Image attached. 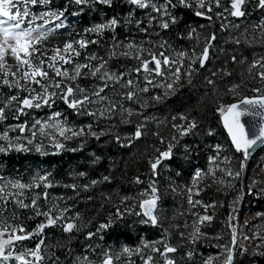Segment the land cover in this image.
<instances>
[{
    "label": "trees",
    "instance_id": "trees-1",
    "mask_svg": "<svg viewBox=\"0 0 264 264\" xmlns=\"http://www.w3.org/2000/svg\"><path fill=\"white\" fill-rule=\"evenodd\" d=\"M69 0H51L50 3L55 8L61 11L68 12L70 17H74L73 13L66 10V2ZM256 1V0H254ZM39 3V0H38ZM37 3V4H38ZM177 3V2H176ZM178 4V3H177ZM97 8H101L100 10ZM179 12L177 17V23L163 32L164 35L157 36L156 29L152 30L149 26H145L144 23H140L139 26L134 23V15L130 13L136 12V16L143 15L142 9H138L136 6L128 3V0H112L111 6L98 3L97 0H91L89 6L86 8V14L82 18L76 17L71 21L70 27L66 30L62 29L58 33L44 39L39 47L42 53L56 48L62 49L68 40L87 41V46L80 49V55L74 59L67 58V65L69 70L74 69V65L79 63L80 65L88 64L92 66L95 59L91 60L90 57H97L99 61L106 60L109 63H114L118 68H122L127 64L130 66V70H134L140 67V60L134 58L132 55H122L118 48L121 44H127L129 35L137 34L140 29L147 27L148 31L142 34L140 37L148 40L144 45L159 44L161 37L167 39V41L175 40L179 44H187V48L191 49L195 44L205 46L206 38L215 34V40L212 41V47L209 49V60L203 68L197 65L198 71L194 72L192 78L180 85L174 93L168 95L158 105H152L147 107V111L155 112L156 115L161 119V123L153 117L152 123L147 124L145 135L141 139L135 140L130 147H124L122 144L128 143V137L131 136L135 130L137 123L140 122L138 115L131 116L128 123L122 121V118L126 116L118 115V100H128L125 97V93L129 91L128 88L122 87L123 82L114 84L113 81L107 82L108 87L105 88L103 97H107L104 100H112L114 110L117 114L112 117L103 118L100 122L102 127L99 129L101 132L100 139L97 140L91 135H82L73 139L67 140L63 149L54 150L53 153L49 152L50 147L46 146L48 139L42 140L41 143H35V145L41 146L40 151H36V146H32V150L27 151H10L9 153L0 152V165H3V172L9 175L12 180L20 179L21 183L29 184L33 183L34 178L32 177L34 171L41 169L40 174L42 176H48V182L51 183V187H45L41 184L39 188L33 187L31 189H24L25 195H21L18 189L12 188L11 183L16 181L5 180L3 172L0 171V185H3L8 192V196H2L0 199V226L4 222L10 227L8 230L11 232V228L23 227L29 233H35L37 226L46 222L47 217L43 215H36V210L28 207L22 208L16 203L17 200H22L25 204H30L31 201L36 197L34 192L39 191L40 200H37L38 209L40 212H48L51 210L53 216H58L62 210L68 209V212H64V220L59 221L56 226L45 227L43 233L39 235H33L31 239L24 240L22 242H15L16 244L22 243L26 247H36V245L43 239L44 243L41 245V254L44 259L39 264H80V260H84L88 257L95 260V255L98 249L103 248L107 242V238H111L114 234L122 235L129 231L131 225L136 222L132 219V215L119 207V203H123L125 197L130 195L139 196L134 189H137L138 185L135 183V179H147L150 176L159 177L158 170L156 175H153L150 168V160L155 159L159 155L157 149L162 152L165 151L169 143H173L172 132L170 123L180 124L183 121L179 118L173 119L176 115L184 114L189 118L197 121L198 127L193 130L194 134H190L191 139L186 141L189 149L200 150L202 143L205 140H210L209 137L210 128H214L213 131L220 132L223 136L224 133L227 135L222 125V115L219 111L220 106H227L230 103L224 98L225 90L232 84H243L246 87V95L251 96L247 93L254 94V88L250 86L252 82L251 75L248 72V66L251 60L243 61V58L248 56L249 49L242 43H236L237 40H223L225 38L223 30L220 28L219 22L214 18L209 21L204 17H198L195 15V9L185 8L181 5L176 7ZM254 12L255 8H251ZM111 18H117L119 21L115 31L106 29L101 33L89 31L97 24L106 23ZM198 28L201 34L198 36L200 39L187 38L190 35V30ZM133 31V32H132ZM196 36V34H195ZM69 37H73L69 39ZM154 40H159L155 42ZM96 41V43H92ZM223 44V46H221ZM152 45V46H153ZM151 46V47H152ZM217 46V48H215ZM202 48V49H203ZM203 51V50H202ZM112 53H115L112 55ZM84 56H88L87 59ZM236 57V62H233L232 57ZM102 58V59H101ZM33 64H38L39 59L32 55L31 57ZM241 61H243L241 63ZM44 69L45 65H44ZM224 69H227L228 75L224 73ZM220 70V71H219ZM88 69L83 68V72L87 73ZM116 72H124L118 69ZM134 74L140 75L144 73L141 71ZM216 73V75H214ZM151 75L150 73H146ZM9 75L4 76V69H0V107H3L8 103L9 97L15 95L18 100H22L29 96L30 93L27 91V86L19 85L14 87L15 80L10 82L11 86L5 85L3 80ZM98 78V77H97ZM211 79L215 83L210 85L207 81ZM44 81V80H43ZM92 81L84 79L83 76L79 77L75 81V84L61 83L63 85H71L74 88L79 85L85 92L83 95L90 96L95 91L88 87V83ZM105 83H99L97 86L103 87ZM35 86V83L33 84ZM37 86V84H36ZM250 86V88H249ZM58 95L55 97V102L62 105L69 113L68 118L70 120L76 118L79 115L74 113L79 112H94L97 104L87 103L78 112L70 108L63 99L60 98L59 93L61 89L52 87ZM136 89V86L133 90ZM34 93V92H32ZM31 93V94H32ZM81 94L77 93V97ZM94 96V95H92ZM134 100V98L132 99ZM54 101V100H53ZM35 103V101H34ZM232 103V102H231ZM43 104V103H41ZM89 104L91 108L89 110ZM46 106L47 104H43ZM22 105L18 101L11 102L10 107H5L6 119L0 120V135L4 132L8 133L10 141L16 143L15 137L20 136L25 138V135L31 134V127L35 125L36 136L35 140L39 141L40 133L38 124L34 123V120L39 116H34L31 112V108H26L24 114H19L17 109ZM94 109V110H93ZM133 112L137 110L141 111L143 108L135 107ZM34 111V110H33ZM96 111V110H95ZM144 112V110H142ZM96 113V112H94ZM83 114H80V116ZM92 117L90 122L95 123L97 120V113L95 116L87 115ZM18 117V118H17ZM89 120L88 117H86ZM84 122L83 119L80 118ZM78 122V121H77ZM84 125V123H82ZM18 125H26V130L21 133ZM85 128V127H84ZM15 129V130H13ZM87 129V128H86ZM212 131V129H211ZM224 132V133H223ZM103 133V134H102ZM212 133V134H214ZM27 135V136H28ZM116 136L121 138V143H118L115 139ZM204 139V141H197V138ZM228 137V135H227ZM228 140L230 141L229 137ZM163 141V142H162ZM171 141V142H170ZM0 143H8L7 141L0 140ZM231 143V141H230ZM231 147L233 152L236 154L240 164L244 165L247 160L244 159L241 152H237L232 143ZM172 159L175 160V153H178V149L172 151ZM36 156L32 161H28L29 157ZM179 158V154L176 155ZM99 157V160H96ZM30 162H34L36 168ZM175 169V165H172ZM241 167V166H240ZM243 168V167H241ZM80 173L85 175L81 176ZM108 176L109 181H104L103 177ZM28 179V181H26ZM98 181L97 184L92 185V181ZM145 182L143 185H146ZM71 185H76L73 189ZM87 185V189H85ZM142 185V186H143ZM140 186L138 189H140ZM41 190H49L59 202L49 203V198L45 199ZM218 192V194H222ZM216 193V195H218ZM37 199V198H36ZM127 202V201H126ZM139 205V200L137 201ZM116 206L112 207L111 206ZM117 209V210H116ZM122 209V210H120ZM142 210V209H141ZM216 210L221 217V223L226 220H230V212L227 208V200L223 198L217 203ZM124 212L125 215L122 219H117V212ZM77 215V216H75ZM70 218L77 225V228L72 232L63 231V223L65 220ZM169 218L165 217V220ZM68 220V219H67ZM105 222L112 224L107 229H101L99 232V226ZM169 221H165L168 224ZM169 228L168 225L166 226ZM231 231L233 230L232 227ZM93 232L97 235L88 238V233ZM21 234V233H17ZM7 239L6 237H4ZM91 250L92 246H96ZM98 248V249H97ZM18 249H15V253ZM85 254V256H84ZM79 257V259H77ZM82 258V259H81ZM95 262V261H93Z\"/></svg>",
    "mask_w": 264,
    "mask_h": 264
},
{
    "label": "rangeland",
    "instance_id": "rangeland-1",
    "mask_svg": "<svg viewBox=\"0 0 264 264\" xmlns=\"http://www.w3.org/2000/svg\"><path fill=\"white\" fill-rule=\"evenodd\" d=\"M153 2L156 3L159 7L161 5H166L167 0H153ZM176 2L178 3V0H173V3ZM22 4L27 7H33L31 3L25 4L24 1H22ZM255 4L256 1L251 0V2L246 5V15L244 17H234L229 15V13L225 11V8L230 7V0H221V7L216 8L215 6H213V12L208 13V15L213 14L214 18L219 22L220 27H222L225 35V38H223V40H239L240 43L246 45L249 48L247 49L249 51V54L248 56L243 58V61L251 60V63L255 60H259L261 57H264V28L258 27V25H261V23L264 22V9L255 7ZM38 5L39 6L33 8V11L27 8L28 12H31V14L33 13L32 23H34L36 26L33 25L31 27H27L26 29L36 28L38 32H46L48 35V33H50L51 31L45 28L46 25L43 24V21H47V24H51L53 23V21L48 19L49 15H47V13H54L55 15H59L62 11L55 8V6L51 4H43L39 2ZM177 6H179V4H177ZM17 8L18 7L13 8V12H15ZM251 8H255V11L253 12ZM192 9H195L196 11H205L204 9H197L195 5ZM167 10L169 13H171V15L179 17L175 12L176 7L173 8L169 6ZM220 12L223 13L222 16L217 15V13ZM151 17H156V19L149 23ZM53 18H55V16H52V19ZM73 18L74 17L68 18L63 13V16H61L59 19V22H62L61 24H63V29L69 28L71 19ZM164 19H168V17L163 16L162 13H156L152 11L151 8L146 9V11L144 12V25L151 28V33H153V30L155 31L156 29L158 37L159 35H164L163 32L165 31V29H162L160 27V23ZM134 23L137 24V22ZM55 28H58L57 25L55 26ZM60 30H58V32ZM144 33V31L140 30L137 34L129 35L128 39L131 40L128 41L127 44H121L118 48V51H120V53L129 52V55L136 56V48H127V45L129 43H132L145 50L142 53V59H150V57L148 56L149 51L155 52L157 56L161 51H163L165 55H169L175 58L174 54L181 51L191 55L193 51L199 54L203 50V46L198 45V43L195 44L193 48L188 49L187 44H179L175 40L167 41L164 36L161 37L158 45L152 44V46L148 45V43L144 45L148 41L140 37ZM199 35L200 32L198 31V29L194 30L192 28L190 30V35L187 36V38H195L196 41H198L200 39V37H198ZM72 38L73 37H69V39ZM45 39H47V36ZM154 41L158 42L159 40ZM68 42L73 43V48L75 49V51H78L80 55L81 48L75 43V41L68 40ZM164 42H166L165 48H160L159 45ZM221 46H223V44ZM63 48L61 50H63ZM215 48H217V46H215ZM55 54V49L49 50L45 53H32V55H35L39 60L43 59L46 61V69L43 68V70L48 73V76L51 79L44 81L41 80V82L50 85L48 88V91L50 93L55 92L52 87L57 82H63V84H75V81L79 79V77L74 80L69 79L68 77H58L56 76L53 69L47 67L48 58L52 57ZM60 54L64 55L66 59H74L77 56L72 50H69L68 53H64L63 51H61ZM84 58L87 59L88 56H84ZM103 61L106 60L103 59L102 62ZM102 62L98 59H95L93 65L90 66V68H95ZM79 63L74 65V69ZM55 65L57 68H60L61 71L67 70L70 76L74 75V69L70 71L67 63L60 60L59 58H57V60L55 61ZM197 65L198 62L193 65V68L196 69ZM188 66L189 60L187 58H184L183 67L181 68V79L174 84L173 89L167 90V96L174 93L181 84L188 82L192 78L195 71L192 72V75L190 77L184 75V72L188 69ZM90 68H87L88 71L86 74L85 72H83L82 68L81 76H83L84 79L92 81L91 83H88V87L91 89H95L96 91L99 89V86L97 85L99 83H105V81L100 79L101 73H97L95 76H93ZM105 68L109 73H115L117 75L120 74V72H116L118 69L123 70L124 72L122 73H126L127 75H125L120 82L125 83L127 79H132L135 82L136 97H134V100L120 101L121 99H119V108L117 110L118 115L124 116L126 113L124 110L131 109V116H136V114L138 115L140 122L137 124L145 122V117L149 118L147 124L152 123L151 118L153 117V115H151V113L155 114V112L147 111V107L152 105L156 106L160 102H162L163 99L157 101L156 99H154V96L158 94L162 95L164 90L159 87L152 88L151 86H149V91L145 93L139 91V89L145 87V76H147L149 79H153L154 82L157 83L160 82L161 77L154 76L153 74L148 75L146 73L136 75L133 72L134 70H130V66L128 64L126 66H123L122 69L118 68L113 62H107ZM3 69L4 72H7L8 75L11 76L9 77V82L16 79V81L19 82V85L27 86V89L29 90L34 89L35 91L34 93H32V95H35L36 93L42 91L39 85L36 86L35 84V86H33L34 83L26 81L22 78L23 72L29 70L28 66H21L10 53L5 57ZM255 72L256 70H254L253 73L250 74V79L252 80L250 86L254 89H261V92H255L254 94L247 93L249 95L264 94V81H261L255 75ZM12 73H15V76H13ZM224 73H227V69H224ZM37 78L40 79L39 77ZM15 82L13 88L17 87ZM236 85H239V87L234 88V86ZM246 89L247 88L244 87L243 84H232L227 90H225L224 98L229 103L240 100L246 95ZM101 94L100 96L103 97ZM90 97L91 100L94 98V103L97 104V106L95 107L96 111L93 109L94 112H96L98 115L95 123L90 122L93 118L87 116V114H83V112L74 113L76 116H79L70 120L68 118V111L58 102H55L56 100L54 97V102H50V104H47L46 106L41 104V107L39 108H31V112L33 113V115L39 116L34 120V123L37 124V121L41 122L40 124H38L39 129L37 130L40 133V140L36 141L35 137L32 136V132L37 129L32 126L30 135H25V138H22L20 136L14 138L16 143H28V140H32L33 145L36 146L35 143H41L42 140L48 139L51 142L46 143L48 144L46 146L50 147L49 152L51 153H53L54 150H59L54 146L56 141H59L60 143H63L65 146H67L65 142L75 137L64 139L63 137L59 136L55 128H47L45 129L44 133L40 132L42 124H44L45 122L55 123L56 120L61 121L63 125L73 128L74 130H79L82 127L87 128L88 125H91V130L93 132H96L97 135H101L99 129L102 127V123L100 121L105 117H114L117 114V111L114 110L115 108L113 109L114 103L112 102V100H104L92 95H90ZM145 101L146 107H141V105L144 104ZM91 103L94 104L93 101ZM135 107L143 108L142 110H144V112L142 110L133 112L135 109L132 108ZM90 109L92 108L89 104V110ZM109 109L112 110L109 111ZM57 112L61 113V115L59 117H54V114ZM101 112H103L104 115H100ZM80 114L83 115L80 116ZM180 115L181 114L176 115L175 118H179ZM86 117H88L89 120H87ZM80 118L83 119L84 122L80 120ZM154 118H156L158 122L161 123V119L158 115L155 114ZM129 119L130 117L126 113V116L122 118V121H129ZM189 119L191 120L192 118ZM82 123H84V125ZM184 123L186 122L183 121L180 124ZM172 128L178 134L175 139H173L172 143L173 145H175L172 151L176 148L178 149V153H175L174 156L175 160H172V162L169 160H165L162 162V164L157 169L159 177L150 176L146 180L139 178L142 183H137L138 187L137 189H134L136 193L139 194V196L134 197L133 195H130L128 197L129 199L123 201V203L121 204L119 203L118 205L119 207H122L124 211H126V209H130L128 213L132 215V219L136 222V224L133 223L129 231H126L125 234L119 236L117 234H114L111 238H107V242L103 246V248H97L98 251L95 255V260H80V264H102L104 254L106 252L113 256L114 264H144L145 258L149 255L153 257L152 264H165L164 258L160 255V253L153 252L151 250V247L145 248V244L160 248L161 251H163V247L165 244L175 247L177 251L175 253L168 254L169 258L175 261V264H204L205 260H207L209 257L218 258V260L214 261V264H223V262L227 259L228 250H232V264H264V147L253 160L246 161L243 165V168H241V164L237 159L236 154L233 152L231 143L224 132L223 136L220 132L214 133L213 127L210 128V130L212 129L211 132L214 133L209 136L212 137V139L205 140L206 142L202 143V148L195 151L189 149L188 144H186V141L190 140L191 136H181L177 129H175L173 126ZM66 135L70 136V133H66ZM52 136L56 137V141L51 138ZM197 141H204V139L198 137ZM216 145L221 146L219 152H217L216 150ZM177 154H179V158H177ZM217 155L219 158L216 159L214 164L211 163L210 158ZM31 164L33 165L31 167L34 168H36V166H39L38 164L35 165L34 162H32ZM173 164L176 167L175 169L172 166ZM210 168H215L214 174L209 172ZM228 170H231L233 173L240 172L241 174L239 177H236L235 175L228 176ZM0 171L3 172V167L1 165ZM197 171L207 173V175L203 176L194 184V177ZM40 172L41 169L34 171L32 177L34 178L35 175H37V177L42 176ZM5 179L6 181H8L10 178L9 176H7ZM153 181H155V187L158 189L157 194L160 197L156 209L159 223L156 226L141 223L142 220L147 218L143 215L136 214L137 212L142 213V210L137 204V201L139 200L140 203L141 200L147 199L151 195L149 185ZM145 182H147V184L143 185ZM140 186L142 187L138 189ZM189 188L192 189L191 198L193 203H195L196 201L200 202L195 204V206L189 203ZM223 190L225 191L222 194H218L217 191L222 192ZM41 191L43 192V195L44 193H47L49 203L52 204L55 202H59V200L55 198V196H53V194H51L49 190ZM141 193H147V195H141ZM216 193L218 195H216ZM39 195L40 192L38 191L36 195L38 201L40 200ZM223 198L227 200V208L230 212V220H226L221 223V217L216 210V206L217 203L220 202V200H222ZM206 205L209 207L206 208ZM112 207L116 206L112 205L111 208ZM66 210L67 211L65 212H68V209ZM204 215L211 216V221H206L204 224L197 225L198 217H202ZM168 216L169 218L165 220V217ZM165 221H169L168 224H165ZM101 224H105V222H102ZM167 225L171 227L170 230L168 227H166ZM197 226H199L202 235H200L199 238L193 243L191 240V235L193 234L194 229ZM230 227L235 228L236 230L235 243H233V232L231 231ZM5 237L7 238V235H5ZM94 247H97V245L91 247L92 252ZM124 248L132 250V254L124 253ZM137 249H139L140 251L137 252ZM188 252H192L193 255L189 257L187 255ZM117 256H119V259H116ZM4 263H6V261L0 260V264Z\"/></svg>",
    "mask_w": 264,
    "mask_h": 264
},
{
    "label": "snow or ice",
    "instance_id": "snow-or-ice-1",
    "mask_svg": "<svg viewBox=\"0 0 264 264\" xmlns=\"http://www.w3.org/2000/svg\"><path fill=\"white\" fill-rule=\"evenodd\" d=\"M20 2V0H0V69L4 68V61L6 55L9 53L17 60V62L21 65H27L28 69L27 71L23 72V79L26 81H30L32 83H35L40 86L42 89L41 92L36 93L35 95H32L31 93L34 92V89H26L29 91L30 95L25 97L22 100H18V97L13 95L9 97V101L7 104H5L3 107H0V120L6 119L5 116V107H10L11 102L18 101L21 107L17 109V112L19 114H24V110L26 108H39L41 107V103L43 104H50V102H54L53 98L58 95L56 92H49V84H44L41 82V80H50L51 78L48 76V73L43 70L44 65L46 63L45 60L41 59L39 60L38 64H33L32 62V53L33 52H39L40 49L37 47V45H40L41 42L46 38L47 33L46 32H38L36 28L31 29H24L22 28L23 19L29 15V12L27 9L23 13H21L19 10L13 12V8L16 7V5ZM25 4L31 3L32 5H36L38 0H24ZM40 3L48 4L51 2V0H39ZM74 2L77 5H86L91 2V0H74ZM98 3L105 4L111 6L112 0H97ZM251 0H230V7L225 8V11L229 13V15L234 17H244L246 15V5L250 3ZM128 3L131 5L136 6L139 9H149L151 8L152 11L156 13H162L163 16L168 17V19L162 20L160 23V27L162 29L167 30L170 25L176 24L177 17L171 15V13L168 12V7L171 6L173 8L177 7L176 3H173V0H167L166 5L157 6L156 3L153 2V0H128ZM178 4L185 7V8H193L195 7L197 9H204L205 11L197 10L195 11V15L198 17H204L211 21L212 16L208 15V13L213 12V6L216 8L221 7V0H178ZM255 7H258L260 9H264V0H256ZM49 16H55L56 19H60L61 16H63V12H61L59 15H55L54 13H47ZM218 16H222L223 13H217ZM156 17H151L149 20V23H151L153 20H155ZM47 23V21H46ZM140 23H143V21H137V25L139 26ZM119 21L117 18H111L106 23H101L95 25L93 28L89 29V31L101 33L106 29L115 31L116 26H118ZM63 25H57V27H62ZM258 27L264 28V22L261 23V25H258ZM141 31L147 32L148 28H142ZM215 40V34L209 36L206 38V44L203 48V51L199 54H197L195 51L192 52L191 55H189L186 52H178L175 53V58L169 55H165L163 51L157 54L155 52L149 51L148 56L150 59H142V53L145 51L142 48H139L138 46L129 43L127 45L128 49H137V55L134 57L138 60H140V67H137L134 69L135 72L140 73L143 71L144 73H150L154 76L161 77L160 82H154L153 79H149L147 76H145V87L139 89L141 92L147 93L149 91V86L152 88H161L163 89V94H158L154 96V99L157 101H160L167 97V90L173 89L174 84L178 82L181 79V68L183 67V60L184 58H187L189 60V66L188 69L184 72L185 76H191L193 71H198V69L193 68V65H195L197 62L199 63V67L203 68L207 61L209 60V49L212 47V41ZM240 41L237 40L236 43H239ZM80 48H85L87 46V41L79 40L75 42ZM92 43H96V41H92ZM166 42L161 43L159 45L160 48H165ZM31 50V51H30ZM69 50H72L75 55H79L78 51H75L73 48L72 42H66L64 45L63 50L60 48L55 49V55L48 58L47 67L50 69H53L55 71L56 76L58 77H68L69 79H76L77 77L81 76V70L82 68H90L89 65H76L74 69V75H69L67 70L61 71L60 68H57L55 65V61L57 58L64 61L65 63L68 62V59L64 55H61V51L64 53H68ZM23 54V58H22ZM115 53H112L114 55ZM122 55L128 56L129 52H123ZM91 59H97V57L93 56ZM102 59V58H101ZM233 62H236V57H232ZM243 61H241L242 63ZM107 61H103L99 66L95 68H90V71H92V75L95 76L97 73H101L100 79L105 81V84L103 87H100L98 90L94 91L92 95L99 97L100 99H107V97H101L100 94L104 92L105 88L108 87L107 81L111 80L114 82V84H118L126 73H120L119 75L115 73H109L107 69L105 68ZM103 69V72H102ZM256 70L255 75L261 80L264 81V57H261L259 60L253 61L249 67L248 72L249 74H252L253 71ZM170 73V74H169ZM228 75H231V73H226ZM8 73L4 72V76L7 77ZM13 76H15V73H12ZM216 75V73H214ZM39 77L40 79H38ZM3 83L5 85L11 86L9 80L5 78L3 80ZM16 86L19 87V82L16 81ZM208 84L212 85L215 82L211 79L207 81ZM56 88L61 89V92L59 93V96L61 99L65 101V103L72 109L77 110L78 112L80 109L84 107L85 104L91 103V97L88 95H83L85 90L83 88H80L79 85H77L75 88L71 85H61L60 82L55 83L54 85ZM122 87H126L129 89L124 95L128 100H132L134 97H136V91L133 90L135 87V82L132 79H127L125 83L122 85ZM239 87V85L234 86V88ZM254 92L260 93L261 89H253ZM77 93H80L81 95L77 97ZM35 101V103H34ZM242 105H247L250 107L243 108ZM141 107H146V101L144 104L141 105ZM114 108V106H113ZM112 109H109L111 111ZM129 117L132 115L131 109H125L124 110ZM219 111L223 118L224 127L227 129L229 136L231 137V142L235 146V149L237 152H241L243 154V157L245 160L248 159L250 152L249 150L252 149L258 142L264 143V124L260 126L259 133L253 137L249 136L248 131L245 129L244 123H242L241 118L245 115L250 116H261L264 118V94L256 95L253 97H245L244 99L240 100L239 103L230 104L227 106H220ZM83 114L95 116L96 113L94 112H86ZM61 113L57 112L54 114V117H59ZM100 115H104L103 112L100 113ZM18 118V117H17ZM149 118L145 117L143 123L136 125L135 132L131 135V137H128V143L122 144L124 147H130L131 144L138 139H141L142 136L145 135V129L147 127V121ZM175 119V117L173 118ZM180 120L185 121L184 124H174L173 127L177 129V131L180 133L181 136H187L189 134H194L193 130L198 127V123L194 119H189L188 116L181 114ZM125 123H128L130 121H124ZM37 124H40V121L36 122ZM19 130L21 133H23L26 130V125H18ZM35 127V125H33ZM47 128H55L58 132L60 137H63L64 139H69L71 137H79L82 135H91L94 136L97 140L100 139V135H97L96 132H93L91 130V125L87 126L86 128H80L79 130H74L73 128L67 127L62 124L61 121L56 120L55 123H47L41 125L40 132L44 133L45 129ZM15 130V129H13ZM66 133H70V136L66 135ZM103 134V133H102ZM209 135H212L211 130H209ZM51 135V134H49ZM32 136H36V132H32ZM54 141H56V137H51ZM116 141L118 143H121V138L119 136L115 137ZM175 139V137H173ZM0 140L7 141V146H0V152H7L9 149L15 148L17 151H26L27 149L23 144H13L8 136L7 132H4L2 135H0ZM33 141L28 140V143L31 144ZM163 142V141H162ZM54 146L57 149H63L65 145L63 143H60L59 141H56ZM175 145L172 143L168 144V147L165 151L159 152V155L155 157V159L150 160V168L152 170L153 175L157 174L158 167L162 164L165 160H171L172 159V149ZM216 150L219 152L220 145H216ZM36 150L40 151V146H36ZM218 155L215 157L210 158L211 163H215L216 159H218ZM99 157H96V160H99ZM243 167V164L241 165ZM209 172L214 174L215 168H210ZM240 172L233 173L231 170L227 171L228 176L235 175L236 177L240 176ZM79 175L83 176L84 173H80ZM207 173H202L201 171H197L195 173L194 177V184L199 181L203 176H206ZM104 181H109L110 178L108 176L103 177ZM92 185H95L98 183V181L93 180ZM135 183H142V181L137 177L135 179ZM41 184H44L45 187H51V183L48 182V176H38L34 178L33 183L25 184L21 183L19 181L15 183H11V187L15 189H31L33 187L39 188ZM73 189L76 188V185H71ZM85 189H87V185L84 186ZM151 195L147 199L141 200L139 207L142 209L141 212H137V215H143L147 219H144L141 221V223L144 224H151L153 226H156L159 223L158 216L156 214V209L158 205V201L160 199L158 193V189L155 187V181H153L150 185ZM189 203L195 204L200 203L199 201H196L193 203L191 198L192 189L189 188ZM5 192V188L3 185H0V194H3ZM141 195H147V193H141ZM3 197L0 196V199ZM44 198L47 199V193H44ZM124 199H129L128 197H125ZM16 203L19 204L22 208H28L31 207L36 210V215H43L47 217L46 222H42L37 226V229L35 233H29L27 232L23 227L12 228L11 232L8 231L9 225L4 222L2 226H0V260L2 261H9L11 259H15L16 261H19V264H39L40 261L44 259L43 255L41 254V245L44 243L43 239L40 240V242L36 245L34 249H28L26 253H20L13 257L12 251H8L7 254L5 252V249L8 246L13 245L15 242H22L24 240L31 239L33 235H39L43 233L45 227L49 226H56L59 221L64 220V212L67 211L62 210L58 216H53L51 213V210L48 212H40L38 209V205L35 199L31 201L30 204H25L22 200H17ZM206 208L209 206H205ZM130 211V209H126V212ZM125 215L124 212H117L116 218L122 219ZM212 217L208 215H204L202 217H198L197 225L204 224L206 221H211ZM112 224L106 223L99 226V230L101 229H107L111 227ZM63 231L65 232H72L74 229L77 228V225L75 222H65L62 225ZM233 243H235V237H236V230L233 228ZM21 233V234H17ZM5 235H7V239H5ZM97 235V233L89 232L88 238L90 239L92 236ZM202 235L200 232L199 226H197L194 229L193 234L191 235V240L194 243L199 236ZM145 248L151 247V250L153 252H158L160 255L164 258L165 264H175V261L171 258H169L170 253H175L177 249L173 246L165 244L163 247V251H161L160 248H156L154 246H150L148 244L144 245ZM137 252L140 250L137 249ZM124 253L132 254V250L128 248L123 249ZM189 257L193 255L192 252H188L187 254ZM26 256H31L33 259L29 260L26 259ZM79 259V257L77 258ZM85 261H87V257L84 258ZM116 259H119V256L116 257ZM218 260L217 257H209L207 260H205L204 264H214V261ZM233 261V254L232 250H228L227 259L223 262V264H232ZM153 257L151 255L147 256L144 260V264H152ZM102 264H114V258L112 255L108 254L107 252L104 254V258L102 260Z\"/></svg>",
    "mask_w": 264,
    "mask_h": 264
},
{
    "label": "water",
    "instance_id": "water-1",
    "mask_svg": "<svg viewBox=\"0 0 264 264\" xmlns=\"http://www.w3.org/2000/svg\"><path fill=\"white\" fill-rule=\"evenodd\" d=\"M253 96H256V95L244 96L242 99H244L245 97H253ZM242 99H240V100H242ZM240 100H236L230 104L239 103ZM241 107L247 108L250 106L242 105ZM221 119H222V125L224 127L223 118L221 117ZM241 121H242V123H244L245 129L248 131L250 137L257 135L259 133L260 126L262 124H264V118H262L261 116H255L254 117V116H250V115H245L244 117L241 118ZM224 129H225V131H226V133H227V135L231 141V137L229 136L227 129L225 127H224ZM233 147L235 149L234 145H233ZM263 147H264V143L258 142L252 149L249 150L250 155H249L247 160H249V161L253 160L257 156V154L261 151V149Z\"/></svg>",
    "mask_w": 264,
    "mask_h": 264
},
{
    "label": "bare ground",
    "instance_id": "bare-ground-1",
    "mask_svg": "<svg viewBox=\"0 0 264 264\" xmlns=\"http://www.w3.org/2000/svg\"><path fill=\"white\" fill-rule=\"evenodd\" d=\"M87 6H89V3L86 4V5H77L74 2V0H69L68 2H66V8L65 9L68 10L69 12L73 13L76 16V18L80 19V18H82L83 15L86 14V8H87ZM97 9L100 10L101 8H97ZM142 11L144 13L146 11V9H142ZM175 12L177 13V16H178L179 15L178 10H176ZM135 13L136 12H134V11H132L130 13L131 15H134V18H132V19H135V21H133V22H137L138 20H140V21H143V23H144V20H143L144 14L143 15L140 14V15L136 16ZM171 26H173V25H171ZM220 28H221V30H223L222 27H220ZM197 29L198 28H194V30H197ZM198 31L200 32V30H198ZM200 34H201V32H200ZM191 39H195V38H191ZM173 125L174 124L172 122L170 123V125H168L169 127H171V130L170 131L172 132L171 141L173 140V137H176L178 135L176 133V131L173 130V128H172Z\"/></svg>",
    "mask_w": 264,
    "mask_h": 264
},
{
    "label": "flooded vegetation",
    "instance_id": "flooded-vegetation-1",
    "mask_svg": "<svg viewBox=\"0 0 264 264\" xmlns=\"http://www.w3.org/2000/svg\"><path fill=\"white\" fill-rule=\"evenodd\" d=\"M14 144H23L24 146H25V148L27 149L26 151L27 152H29V150H32L33 151V149L31 148L32 146H33V143H31V144H29V143H14ZM0 146H7V143H0ZM10 151H15V152H19V151H17L15 148H12V149H9L7 152H1V153H9ZM34 158H36V156H31V157H29V161H32ZM32 163V162H31ZM2 167H3V165H2ZM3 174H4V176H2L4 179L7 177V176H9L7 173H4L3 172ZM6 180V179H5ZM5 180H4V183H5ZM9 180H11V181H19L20 182V179H17V180H12V179H9ZM26 181H28V179L26 180ZM18 192L21 194V195H25L26 193L24 192V189L23 190H21V189H18ZM34 194V196H36V192H34L33 193ZM3 196H8V192L6 191V189H5V192L2 194ZM35 200H36V202H37V199H36V197L34 198ZM68 219V220H67ZM66 220H65V222H72L71 220H70V218H67ZM84 256H85V254H84Z\"/></svg>",
    "mask_w": 264,
    "mask_h": 264
}]
</instances>
